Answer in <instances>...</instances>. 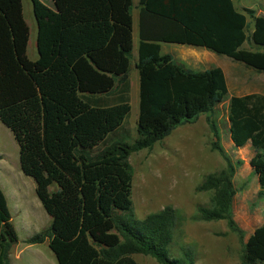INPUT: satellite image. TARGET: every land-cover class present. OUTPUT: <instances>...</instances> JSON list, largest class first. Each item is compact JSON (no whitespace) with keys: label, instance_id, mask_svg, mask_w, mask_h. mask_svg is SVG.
I'll list each match as a JSON object with an SVG mask.
<instances>
[{"label":"trees","instance_id":"trees-1","mask_svg":"<svg viewBox=\"0 0 264 264\" xmlns=\"http://www.w3.org/2000/svg\"><path fill=\"white\" fill-rule=\"evenodd\" d=\"M29 2L34 61L25 55L28 29L21 0H0V124L10 132L19 170L33 181L50 219L49 227L25 245L47 240L56 264H136L133 256L157 264H193L189 248L179 249V259L168 256L176 227L172 208L134 218L128 159L206 114L210 148L225 167L196 186V192L211 193L208 206L197 208L198 219L223 221L236 235L239 264H264V223L243 243V231L232 217L234 168L219 145L212 117L226 94L224 77L217 68L193 71L159 54V43L199 47L264 74V17L238 12L231 0H137L135 138L130 144L103 145L130 111L132 0H51L53 10ZM245 13L251 19L249 35ZM227 122L233 147L249 142L254 152L248 165L261 200L264 96L230 98ZM16 243L0 191V264H8Z\"/></svg>","mask_w":264,"mask_h":264},{"label":"rangeland","instance_id":"rangeland-1","mask_svg":"<svg viewBox=\"0 0 264 264\" xmlns=\"http://www.w3.org/2000/svg\"><path fill=\"white\" fill-rule=\"evenodd\" d=\"M233 1L237 5V0ZM254 1L255 8L253 9L255 10L260 0ZM21 10L22 18L28 29L25 55L29 61H34L36 59V30L29 0H21ZM245 17L246 34L248 35L251 19L247 13ZM213 56L219 62L229 61L222 56ZM177 63L185 66L178 61ZM128 76L131 93H129L130 111L123 127L126 130V136L117 141L126 144H130L135 138L137 113V86L135 82L133 86L131 79V76L136 78V73L131 60ZM212 117L224 135L226 118L223 107H218ZM202 118L203 115H200L192 124L177 127L150 149L132 153L129 156L128 162L132 170L130 190L132 214L135 219L142 220L164 207L174 210L176 227L172 244L168 250L170 259H179V249L189 248L194 257L193 264H238L240 242L236 235L227 229L223 221L199 220L196 211L198 207H207L211 196L210 192H196V186L207 174L218 172L225 167L224 160L210 148V141L207 140L202 127ZM120 133L122 134L118 132ZM113 138L106 139L103 145H109ZM101 147L102 145L97 147L93 153ZM232 166L235 167V164ZM213 167L218 169H213ZM204 168L206 169L203 170ZM199 169L203 174L199 175ZM0 182L2 187H5L12 225L16 229L17 244L24 247L26 239L49 227L50 219L36 199L33 181L20 172L17 146L10 132L1 124ZM240 184L236 182L235 186L239 187ZM54 190V185L49 187L50 192ZM12 198H16L17 203H13ZM242 199L241 193L237 192L232 207V217L238 228L243 231L242 242H245V234L261 223L262 214L259 209L260 199H257L255 195L246 197L244 201ZM133 259L136 264H157L149 257L134 256ZM21 260L22 262L16 264H33L34 260L42 262L46 260L49 264H56L47 248L46 241L35 248L30 247L24 252Z\"/></svg>","mask_w":264,"mask_h":264},{"label":"crops","instance_id":"crops-1","mask_svg":"<svg viewBox=\"0 0 264 264\" xmlns=\"http://www.w3.org/2000/svg\"><path fill=\"white\" fill-rule=\"evenodd\" d=\"M37 1H39L42 5H44L46 8H48L50 10L54 9L51 0H37ZM132 2H133L135 9L132 11V14H131L132 50H131V59L130 60L134 64V62L136 60V50H137V45H138L137 10H136L137 0H132ZM231 2L233 4V7L240 13H243L244 10H252L254 17H257V16H263L264 17V2H261V0H260V3H258V7L255 10L253 9V8H255L254 7V4H255L254 0H237V5L235 4V2L233 0H231ZM251 31H252V25H250L248 35L251 33ZM242 48L246 49L248 51H253V49L252 48L249 49V47L246 44H244L242 46ZM160 52H162V53H160ZM159 54L160 55H168L172 59V61L175 62L176 64H179V63H177V61H178V62H180L186 66L185 67L182 65L183 67L190 69V70H193V71H206V70H210L213 68H217L221 71V73L224 77V80H225L226 94L223 97L222 101L214 107L213 113L218 107H223V110L225 111L226 124H225L224 135L222 134L218 125H216V128H217L218 136H219V145H220L225 157L228 159V161L232 165L235 164V167L233 166L234 174L232 177V186H233V189L235 191V195L233 196L232 207H233L234 198H235L237 192L241 193L243 201L246 197H250L252 195L256 196L257 192L259 191L257 178L255 175H253L251 173V169L248 165L250 159L254 155V152H253L249 142H246L240 148H234L233 147L231 141L229 140V134H228L227 108H228V101L230 98H241V97H245V96H249V95L264 96V74L256 73L252 70L246 69L241 64L232 62L228 58L227 59L229 61H226V62L216 61L217 58H214V56H213L214 54L210 53L209 51H206L203 48H199V47L159 43ZM215 56H217V55H215ZM222 57H224V56H222ZM213 64H215L214 67H212ZM179 65H181V64H179ZM131 79L133 80V86H134V82L136 83V86H138L137 74H136V78H135V76H131ZM128 81H129V76H128ZM137 92H138V88H137ZM129 93H131L130 92V84H129ZM134 95H135V92L133 89L132 90L133 98H134ZM137 103H138V98H137ZM136 116H137V113H136ZM206 117H207V115L204 114L201 123H202V127L205 131V135H207V138H208L207 140L210 141L211 137H210L209 130H208V127L206 124ZM135 121H136V119H135ZM124 123H125V119L121 125L120 130L115 132V134L109 136V137H114L112 139V141L110 142V144L113 142H117L118 140H121L122 137L126 136V130H124L125 128H123ZM118 132H122V134L121 133L118 134ZM109 137H107L106 139H108ZM207 168H210V167H207ZM205 169L206 168H204L203 170H205ZM213 169H218V168L213 167ZM222 169H223V167L220 170H222ZM198 173H199V175L203 174L201 169H199ZM214 173H216V172H214ZM207 175H210V174H207ZM236 182L241 183L239 187L235 186ZM1 184L2 183L0 182V191L2 192V194L5 198L6 207H7L8 213L10 215V223L12 225V221H11L12 217H11V214H10V211L8 208V201H7L8 199L6 196L5 189H4L5 187L3 188ZM22 199H25V198L22 197ZM12 201H13V203H17L16 198H12ZM259 203H260L259 209L261 210V214H262V217H261L262 221L257 227H259L260 225H262L264 223V211H263L264 198L261 199L259 201ZM12 227H13V225H12ZM13 229H14L15 234H16V229L14 227H13ZM252 231L245 234V241L251 235ZM45 241L47 242V240H45ZM38 245H40V244H38ZM35 246H37V245H25L24 247H21L20 245H18L16 243L12 247H10L9 253H8V264H16L17 262L19 263L20 261L22 262L21 259L24 255V252L27 251L28 249H30V247L35 248ZM33 264H49V263L46 260L43 262L38 261V260H34Z\"/></svg>","mask_w":264,"mask_h":264}]
</instances>
